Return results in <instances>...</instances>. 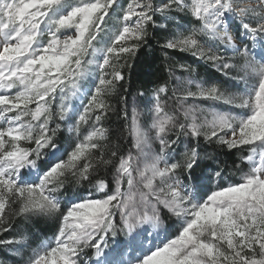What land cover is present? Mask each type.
Segmentation results:
<instances>
[{
  "label": "snow or ice",
  "instance_id": "1",
  "mask_svg": "<svg viewBox=\"0 0 264 264\" xmlns=\"http://www.w3.org/2000/svg\"><path fill=\"white\" fill-rule=\"evenodd\" d=\"M153 41L167 75L133 91ZM0 250L264 264V0H0Z\"/></svg>",
  "mask_w": 264,
  "mask_h": 264
},
{
  "label": "trees",
  "instance_id": "2",
  "mask_svg": "<svg viewBox=\"0 0 264 264\" xmlns=\"http://www.w3.org/2000/svg\"><path fill=\"white\" fill-rule=\"evenodd\" d=\"M176 59L181 63H193V59L190 55L183 53L174 54ZM167 75L163 65V57L161 56L158 47L153 41V47L146 48L138 54V59L134 62V69L132 72V85L131 88L134 91L136 87L147 85L151 86V83L157 79L165 77ZM131 101V97L129 98ZM118 121L114 122V126ZM235 179V177H234ZM73 194V189L69 186L67 195L70 197ZM29 229L30 241L38 243L39 240H43L46 237L52 235V228L50 223H46L43 220L35 221L34 224L27 225ZM3 256H7L5 251L1 250Z\"/></svg>",
  "mask_w": 264,
  "mask_h": 264
},
{
  "label": "rangeland",
  "instance_id": "3",
  "mask_svg": "<svg viewBox=\"0 0 264 264\" xmlns=\"http://www.w3.org/2000/svg\"><path fill=\"white\" fill-rule=\"evenodd\" d=\"M194 61H193V66L197 68L198 73L200 74V76L204 77V78H210V77H214V78H219L222 79V77H220L219 73H216L215 70L213 68H211L209 65L203 64L199 61H196L193 57H191ZM123 237L122 236H118L116 238L117 241L122 240ZM114 242L110 240V244H113ZM4 251V250H3ZM7 256H3L2 251L0 250V259L5 260L6 262L9 261L10 259H12L11 257L8 256L7 252L5 251Z\"/></svg>",
  "mask_w": 264,
  "mask_h": 264
}]
</instances>
